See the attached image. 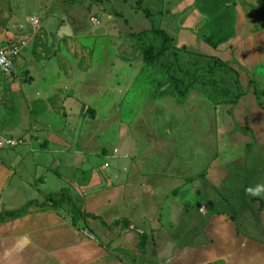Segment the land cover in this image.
<instances>
[{
	"label": "rangeland",
	"instance_id": "rangeland-1",
	"mask_svg": "<svg viewBox=\"0 0 264 264\" xmlns=\"http://www.w3.org/2000/svg\"><path fill=\"white\" fill-rule=\"evenodd\" d=\"M198 1L63 0L50 12L44 7H51L52 4L47 5L45 2L23 5L13 0H0V22L7 24L0 25L3 28L9 30L17 28V24L20 21L23 23L27 14H35L40 22L39 35L23 52L24 58L30 65L27 67L29 73H18L22 83L29 82L30 79L27 80V77H31L35 81L30 85L35 88L39 86L43 72L42 68L34 63L39 61L40 65L44 60L47 65L51 62L45 69L51 68L52 76L56 74L60 81H66L68 77H71L82 87L86 83L92 86L91 88L87 86V92H90L91 96L83 93L82 89L76 90L77 99L89 106L83 118L81 113H78L79 110L77 113H70V107L68 108L70 111L60 109L56 114L63 125L68 124L75 130L71 135V144L72 150L78 152L73 154L83 156L79 153L82 151L86 156L92 155V161L87 163L88 167L86 163H82L78 165L79 167L71 164L70 168L76 171V176L79 172L88 175L97 170L107 171L108 169L109 172H115L116 169H118L117 172L125 171L131 176L119 182L118 185L115 182L112 186L103 185L101 181H98L100 184L95 182L92 185L93 191H89L90 184L83 191L79 189V186H75L74 189L78 193L71 195L68 192L70 196L67 194L62 197L66 203L63 204L65 207L62 205L60 207L66 209L64 214L67 216L74 210H78V215L83 214V216L94 215V212L99 213L103 206L107 205L105 199L110 192L115 190L123 192L122 188L125 190L133 188L134 192H141L143 204H156L158 208L167 202L168 205H170L169 202L174 204L175 218H187L185 211L179 213V210L185 209L184 202L192 204L193 200L197 202L200 200L207 209L213 210L210 206L217 194L207 183L205 184L204 180L212 162L220 153L219 132L216 124L217 110L219 106L232 109L241 99L245 100L244 104H248L246 94L254 95L255 87L262 92L259 102L264 105V50L257 52L245 50L243 39L246 13L254 11L256 16L263 17L264 5L251 6V9H245L243 5L241 10L238 9L241 12L240 14L238 12L241 16L238 19L240 23L238 34H242L239 36H242L243 43L233 46L231 41L235 39L237 23V12L234 8V36L224 45L213 49L199 35L207 22V17L198 9ZM258 7L261 11L257 9ZM145 12L148 13V17ZM7 14L14 18H6ZM66 25L72 27V37L57 39L59 28ZM151 28L161 30L170 38L169 47L175 54L181 69L203 68L207 62L215 61L223 70L231 74L226 77L220 75L218 78L220 89H231L235 95H238L235 89V80H238L240 88L248 93L238 99L234 105L228 103L230 99L225 95L219 94L211 99L203 91L188 92L181 104L169 93L166 96H158L160 92L170 91V71L163 70L159 65L144 64L138 44L132 38L134 35L140 37L148 34ZM31 60L34 62L32 63ZM62 61L66 63H61ZM48 74L47 71L46 75ZM182 80L180 77L179 81ZM249 83L253 86L248 87ZM5 97H9L7 99L9 105L10 102L12 105L13 103L18 105L10 94H6ZM18 102L22 105L21 99H18ZM25 107L19 106L18 110L15 109L14 117L20 118V114L24 113L25 116L22 119L26 121L21 134H15V136L23 137L33 130L32 115L26 114ZM13 110L11 108V111ZM80 120H83V123ZM84 123L88 127L86 131H83L80 126ZM8 133L13 132L8 131ZM258 150L263 159L261 148ZM251 152H255L252 145L244 154L247 161L246 169L250 171L243 179L242 194L246 198L251 196V193L246 190L253 189L250 184L251 177L254 176L249 174L264 173V160L257 156L259 160L257 158V165L253 166L251 161L254 159H250ZM240 157L242 158V155ZM82 169L84 171H80ZM227 169V172L232 174L230 168ZM151 188L159 192L156 198H151ZM164 189L168 191L166 196ZM203 190L204 193H202ZM261 192L262 190L260 194ZM260 194L257 195L259 199ZM179 197L181 204H178L176 200ZM69 198L70 202L67 201ZM206 198L212 204L205 201ZM128 199L131 200V197ZM183 199L187 201L183 202ZM161 207L156 212L157 216L161 214ZM35 209L38 210V208ZM164 209L162 208V211ZM225 213L229 218L235 217V212L230 214V211L225 210ZM193 216L197 219L195 217L191 219H201L197 214L193 213ZM195 220L191 222H196ZM92 221L91 219L88 223ZM94 221L98 224L99 220ZM176 241L175 244L179 242V238Z\"/></svg>",
	"mask_w": 264,
	"mask_h": 264
},
{
	"label": "crops",
	"instance_id": "crops-1",
	"mask_svg": "<svg viewBox=\"0 0 264 264\" xmlns=\"http://www.w3.org/2000/svg\"><path fill=\"white\" fill-rule=\"evenodd\" d=\"M14 1L23 5L38 2L52 4L51 7H44L51 12L63 0ZM234 3L237 23L235 39L231 41L233 46L243 43L242 36H239L242 34H238L240 31L238 19L241 17L238 9L241 10L243 5L245 9L264 5V0H234ZM257 9L261 11V8ZM29 16L37 17L35 14H27L25 18ZM5 17L14 18L10 14ZM20 23L21 21L17 25ZM245 23L243 38L245 50L251 52L264 50V16H256L254 11H251L246 13ZM0 25L7 24L0 22ZM2 26L0 45L9 43L19 34L18 27L9 30ZM24 27L28 46L39 35L40 29L34 34L29 26ZM70 28L72 30L71 26ZM27 46L15 60L13 73L0 80V133L23 141L22 146L16 149L0 150V214L18 211L30 202L34 205L24 217L0 224V264H264V173L258 175L255 171L257 175L249 174L254 176L251 177L250 184L253 189L259 187L262 190L260 199L257 195L251 194L247 198L245 196L247 203L239 206L234 197L236 189L241 191L242 188L237 182L243 180L250 172L246 169L247 161L244 155L247 148L250 145L255 148L250 158L254 159L251 161L253 166L257 165V158L259 160L261 157L258 153L259 148L263 156L261 159L264 160V109L255 104L253 93H245L248 104H244L245 100L241 99L232 109L219 106L217 110L220 153L212 162L204 180L217 194L212 200L213 204L208 198L205 199L212 204V211L209 208L205 210L200 200L198 202L193 200L192 204H189L184 202L187 199H183L185 209H180L179 213L184 210L187 218H175L176 207L174 208L175 205L170 202L172 206L168 205V202L160 206L161 214L157 216L156 212L160 208L158 205L143 204L141 192H134L133 188L126 190L122 188L123 192L118 190L110 192L105 199L107 205L103 206L99 213H93L105 224L97 219H92L90 224L88 221L91 219L74 224L71 213L68 216L64 214L66 210L64 207L57 210L51 208L41 210L39 205L41 206L47 197L59 194L63 190H67L71 195L78 193L74 189L75 186H79L83 191L90 184L89 191H93L92 185L95 182L100 184L98 181H101L103 185L112 186L131 176L125 171L117 172L118 169L115 172H109V169L97 170L88 175L79 172L76 176V171L71 169L70 165L75 164L74 167H79L78 165L86 163L88 167L87 163L92 161V155L86 156L82 151L79 153L83 156L73 154L78 152L72 150L71 144V135L75 130L68 124L63 125L56 114L60 109H66L68 112L70 107V113H77L79 110L78 113H81L83 118L89 106L77 99L76 90L82 89L83 93L91 96L90 92H87V86L89 88L92 86L86 83L82 87L71 77L66 81H60L56 74L52 76L50 67L49 70L45 69L51 62L47 65L44 60L40 65L39 61L34 63L41 67L43 72L39 86L36 85L35 88L30 85L35 81L31 77H27V80L30 79L29 82L22 83L18 73H29L27 67L30 63L23 56ZM6 94H10L18 105L13 103V106L12 102L9 105L7 100L9 97L6 98ZM18 99H21L22 105ZM34 104H37L36 107ZM19 106H26L25 112L32 115L34 122L33 130L23 137L15 136L21 134L26 124L22 119L24 113L20 114V118L14 117L15 109L18 110ZM11 108L14 110L11 111ZM81 122L83 123V120ZM80 126L83 131L88 130L85 123ZM243 131H246L244 132L246 135H242ZM246 157L248 158L247 155ZM228 167L232 174L227 172ZM229 180L236 186H231ZM145 189L149 190L146 187ZM165 190L166 196L168 191ZM150 191L151 198L159 195L155 188H151ZM176 200L181 204L180 197ZM162 208L165 209L162 211ZM225 210L230 211V214L235 212V217L229 218ZM193 213L199 215L201 219L195 220L197 218ZM121 219L127 220L129 226L112 225ZM94 220L98 221L99 225ZM141 235L145 236L142 252L138 249ZM177 238L179 242L175 244Z\"/></svg>",
	"mask_w": 264,
	"mask_h": 264
},
{
	"label": "trees",
	"instance_id": "trees-1",
	"mask_svg": "<svg viewBox=\"0 0 264 264\" xmlns=\"http://www.w3.org/2000/svg\"><path fill=\"white\" fill-rule=\"evenodd\" d=\"M197 7L207 17V22L202 28V32L199 34L201 35L202 40L213 49L230 41V39L234 36V1L199 0L197 2ZM145 15L146 17H148L147 12H145ZM132 38L133 41L138 44V48L141 51L144 64L151 66L159 65L161 68H163V70H166L168 72L170 71V91L165 93L160 92L158 96H166L169 93L171 97L177 98L179 100L178 103L181 104V101L185 98L188 92L203 91L211 99H214L219 94L225 95L230 99L228 103L234 105L237 103L238 99H240L246 93V91H243L240 88L238 80H235V89L237 90L238 95H235L234 91L231 89H220L218 87V78H220V75L226 77L231 74L223 70L221 65L215 61L207 62L203 68H194L192 70L181 69L178 65L175 54L169 47L171 41L170 38L161 30L151 28L148 34H144L140 37L134 35V37ZM180 77L183 79L182 81H179ZM251 86H253L252 83H249L248 87ZM254 96L257 106L264 108V105H261V103L259 102V99L262 98V92H260L256 87L254 88ZM36 105L37 104H34V107H36ZM237 183L241 188L244 184V181L240 180ZM231 186H236V184H231ZM242 190L243 187L241 188V191L239 189H236V191L234 192L235 201H237V205L239 206H241V204L247 203L245 202V196L244 194H242ZM67 194L69 195L68 191L63 190L59 194L51 195L44 200L41 206L39 205V208L41 210L44 208H51L55 210L61 209L60 206L62 205L65 207V205L63 204L66 203L63 201L62 197ZM67 201L70 202V198L67 199ZM33 205L34 204L30 202L18 211H14L8 214H0V224L24 217L29 213V209ZM77 211L78 210L71 211V218L74 224L87 218L98 219L102 224H105L103 220L98 216H83V214L78 215ZM112 225L128 227L129 222L127 220L121 219L114 222ZM144 246L145 236L141 235L140 242L138 244L139 251L142 252Z\"/></svg>",
	"mask_w": 264,
	"mask_h": 264
},
{
	"label": "built area",
	"instance_id": "built-area-1",
	"mask_svg": "<svg viewBox=\"0 0 264 264\" xmlns=\"http://www.w3.org/2000/svg\"><path fill=\"white\" fill-rule=\"evenodd\" d=\"M93 23H96L92 20ZM27 25L32 29L35 34L40 29L39 19L35 16L26 17L23 23L18 25L17 31L19 32L12 41L7 44L0 45V80L4 77L10 76L14 71L15 60L19 57L20 53L25 49L28 43V37L24 34V26ZM23 141L18 138L10 136H3L0 133V150L2 149H16L22 146Z\"/></svg>",
	"mask_w": 264,
	"mask_h": 264
},
{
	"label": "water",
	"instance_id": "water-1",
	"mask_svg": "<svg viewBox=\"0 0 264 264\" xmlns=\"http://www.w3.org/2000/svg\"><path fill=\"white\" fill-rule=\"evenodd\" d=\"M57 37L59 39H62L63 37H71V29L69 26H62L59 28L58 32H57ZM205 210H207V206L204 204L202 206ZM202 214H204L203 212H201Z\"/></svg>",
	"mask_w": 264,
	"mask_h": 264
},
{
	"label": "clouds",
	"instance_id": "clouds-1",
	"mask_svg": "<svg viewBox=\"0 0 264 264\" xmlns=\"http://www.w3.org/2000/svg\"><path fill=\"white\" fill-rule=\"evenodd\" d=\"M246 191L249 192V193H251V194H253V195H259L261 189L259 187H257L255 190H253L252 188H249Z\"/></svg>",
	"mask_w": 264,
	"mask_h": 264
}]
</instances>
